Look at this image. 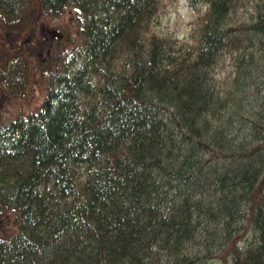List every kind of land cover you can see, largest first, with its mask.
Returning <instances> with one entry per match:
<instances>
[{
  "label": "trees",
  "instance_id": "16d2710c",
  "mask_svg": "<svg viewBox=\"0 0 264 264\" xmlns=\"http://www.w3.org/2000/svg\"><path fill=\"white\" fill-rule=\"evenodd\" d=\"M244 1L189 0L204 9L175 38L151 28L159 0H0L12 96L22 48L41 63L37 19L74 24L38 106L0 119V264H264V0Z\"/></svg>",
  "mask_w": 264,
  "mask_h": 264
},
{
  "label": "rangeland",
  "instance_id": "374dc122",
  "mask_svg": "<svg viewBox=\"0 0 264 264\" xmlns=\"http://www.w3.org/2000/svg\"><path fill=\"white\" fill-rule=\"evenodd\" d=\"M246 1V0H245ZM244 1V2H245ZM252 0H247L243 6L237 8L236 15H244L250 12L253 8ZM32 5V2L30 6ZM204 7L198 3L191 4L189 0H159V8L157 13L151 22V28L159 35H169L175 38H186L189 34L192 21L198 12H201ZM29 12V8H26ZM73 21L68 17V14L62 13L57 17H45L37 19V26L34 28L35 36L39 38L40 51L37 55L40 58V65L44 63V53L46 49H49L56 41L62 36L54 37L49 33L50 28H54L63 32L64 29L70 33L73 32ZM9 32V33H8ZM21 38V34L14 31H5L4 27L0 23V47L10 48L11 45H17ZM58 44V43H56ZM13 47V46H12ZM25 61V69L27 73V82L23 95L12 96L6 93L3 89L0 90V119L7 121L12 117L19 109L29 111L38 106L41 99L45 94V81L40 77L38 72L39 66L37 59L32 55H27V48H22ZM18 53V52H17ZM232 65L231 57L224 56L215 67V73L218 77L231 74ZM10 213L7 211L0 215V232L9 230L10 225ZM205 222V220H203ZM219 234V233H218ZM250 237L249 233L244 234L239 239V244L248 242ZM198 239L194 240V243L190 244V250H198L200 245L197 244ZM189 250V251H190ZM202 253L201 251H197ZM205 263L202 264H221V258L216 254L209 253V257L204 258Z\"/></svg>",
  "mask_w": 264,
  "mask_h": 264
},
{
  "label": "water",
  "instance_id": "95a60500",
  "mask_svg": "<svg viewBox=\"0 0 264 264\" xmlns=\"http://www.w3.org/2000/svg\"><path fill=\"white\" fill-rule=\"evenodd\" d=\"M48 31H49L50 35L54 36V37H59V36L62 35L60 31H58V30H56L54 28H50Z\"/></svg>",
  "mask_w": 264,
  "mask_h": 264
},
{
  "label": "flooded vegetation",
  "instance_id": "af4514ba",
  "mask_svg": "<svg viewBox=\"0 0 264 264\" xmlns=\"http://www.w3.org/2000/svg\"><path fill=\"white\" fill-rule=\"evenodd\" d=\"M48 50H49V49H46L45 52L47 51L46 53H48Z\"/></svg>",
  "mask_w": 264,
  "mask_h": 264
}]
</instances>
